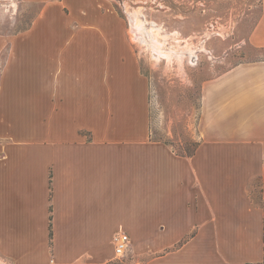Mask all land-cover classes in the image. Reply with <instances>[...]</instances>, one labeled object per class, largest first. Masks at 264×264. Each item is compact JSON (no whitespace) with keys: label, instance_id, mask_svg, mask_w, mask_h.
Here are the masks:
<instances>
[{"label":"crops","instance_id":"1","mask_svg":"<svg viewBox=\"0 0 264 264\" xmlns=\"http://www.w3.org/2000/svg\"><path fill=\"white\" fill-rule=\"evenodd\" d=\"M41 1L0 39V258L264 264V61L202 84L199 143L178 155L150 138V83L120 14ZM248 43L264 51V1Z\"/></svg>","mask_w":264,"mask_h":264},{"label":"rangeland","instance_id":"2","mask_svg":"<svg viewBox=\"0 0 264 264\" xmlns=\"http://www.w3.org/2000/svg\"><path fill=\"white\" fill-rule=\"evenodd\" d=\"M126 21L150 83V138L188 154L199 143L200 89L240 65L264 61L248 39L264 0H106ZM41 0H0V39L27 29ZM258 182L251 195L258 201ZM0 264L8 262L0 258Z\"/></svg>","mask_w":264,"mask_h":264},{"label":"built area","instance_id":"3","mask_svg":"<svg viewBox=\"0 0 264 264\" xmlns=\"http://www.w3.org/2000/svg\"><path fill=\"white\" fill-rule=\"evenodd\" d=\"M115 257L122 259L128 249L129 239L126 234L115 235L112 239ZM50 264H53L52 262Z\"/></svg>","mask_w":264,"mask_h":264},{"label":"trees","instance_id":"4","mask_svg":"<svg viewBox=\"0 0 264 264\" xmlns=\"http://www.w3.org/2000/svg\"><path fill=\"white\" fill-rule=\"evenodd\" d=\"M160 142V141H159ZM163 143V142H162ZM165 145H167L166 143H164ZM168 146V145H167ZM169 147V146H168ZM195 149V148H194ZM172 150V149H171ZM173 151V150H172ZM194 151V150H193ZM193 151H191V152H188V154H178V153H176V152H174V153H176V154H178V155H182V156H189ZM49 237H50V240H51V238H52V231H51V228H50V231H49Z\"/></svg>","mask_w":264,"mask_h":264}]
</instances>
